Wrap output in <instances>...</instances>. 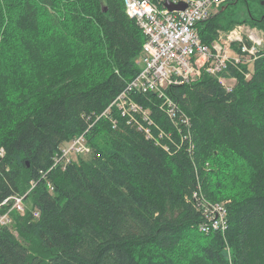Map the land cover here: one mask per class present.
I'll return each mask as SVG.
<instances>
[{
    "label": "trees",
    "instance_id": "trees-1",
    "mask_svg": "<svg viewBox=\"0 0 264 264\" xmlns=\"http://www.w3.org/2000/svg\"><path fill=\"white\" fill-rule=\"evenodd\" d=\"M237 23L264 35V0H225L195 26L209 45ZM144 40L123 0H0V203L34 184L23 213L0 204V264H264V47L228 65L229 91L204 73L167 89L180 133L156 93L131 91L156 143L110 105ZM81 133L89 152L52 167ZM202 197L224 203L225 228Z\"/></svg>",
    "mask_w": 264,
    "mask_h": 264
},
{
    "label": "built area",
    "instance_id": "built-area-1",
    "mask_svg": "<svg viewBox=\"0 0 264 264\" xmlns=\"http://www.w3.org/2000/svg\"><path fill=\"white\" fill-rule=\"evenodd\" d=\"M162 1L160 6L159 0H123L126 13L136 20L145 40L141 48L139 72L110 103L118 108L121 116L126 117L127 123L137 126L146 138L156 143L161 139L163 131L153 122L149 113L129 97V92L136 90L142 93H156L160 99L159 107L165 109L172 126L180 133V125L189 124V120L178 112L175 102L167 95V89L193 81L204 73L216 76L218 82L229 91L236 78L233 75L223 76L222 73H228L227 67L231 63L236 68L240 62L249 64L256 57V47L261 44L256 28L241 25L226 32H219L217 38L209 45L200 41L195 25L206 19L211 11L218 9L225 0H168L172 4H185L184 8L172 10L164 6L165 0ZM234 42L239 43L233 44ZM245 76L248 77V74ZM136 114L139 115V120L134 116ZM152 128L157 130L159 136L153 134ZM84 133L76 135L60 147L59 152L53 156L52 167L59 166L63 169L78 155L89 152ZM181 136L183 137L182 133ZM166 137L171 141L173 139L170 132ZM2 154L3 150L0 149V156ZM33 186L34 184H31L24 193L6 198L1 203L11 199L10 210L15 209L23 213L24 199ZM48 187L52 188L49 183ZM202 203L210 228H225L224 203L211 202L203 197ZM33 215L37 216V212ZM9 222L8 211L0 214V225ZM200 229L205 230L204 227Z\"/></svg>",
    "mask_w": 264,
    "mask_h": 264
},
{
    "label": "bare ground",
    "instance_id": "bare-ground-1",
    "mask_svg": "<svg viewBox=\"0 0 264 264\" xmlns=\"http://www.w3.org/2000/svg\"><path fill=\"white\" fill-rule=\"evenodd\" d=\"M216 10H217V9L212 10L211 13L214 12V11H216ZM211 13H210V15H211ZM210 15H209V16H210ZM209 16H208V17H209ZM208 17H207V18H208ZM207 18H206V19H207ZM203 20H205V19H203ZM201 21H202V20H201ZM201 21H199V22H201ZM238 25H241V26H244V27H248V28H252V27H250V26H246V25H244V23H237V24L234 25L232 28H234V27H236V26H238ZM232 28H230V29H228V30H220V31H218V32H217V35H216V37H215V39L217 38L219 32H226V31L231 30ZM253 28H255V27H253ZM256 29H257V28H256ZM257 30H258V34H259V36H260V38H261V44H260V46H261V45L264 43V38H263L264 35H263L262 31H260L259 29H257ZM196 33H197V31H196ZM197 35H198V33H197ZM198 37H199V36H198ZM199 39H200V37H199ZM215 39H214V40H215ZM214 40H213V41H214ZM200 41H201V40H200ZM238 43H239V42H234L233 44H238ZM259 50H261V49H258L257 51L259 52ZM260 52H261V51H260ZM256 55H257V54H256ZM253 57H254V56H253ZM138 58H139V56H138ZM256 58H257V57H256ZM252 60H253V59H252ZM252 60H251V61H252ZM240 63H241V62H240ZM240 63H239V65H240ZM246 64H247V63H246ZM232 65H233V64H232ZM238 67H239V66H238ZM228 68H229V67H228ZM233 68H234V66H233ZM138 71H139V70H138ZM237 71H239V70H237ZM241 72H242V71H241ZM137 73H138V72H137ZM230 73H231V72H230ZM229 75H230V74H229ZM231 75H232V73H231ZM226 76H228V75H226ZM221 85H222V84H221ZM135 91H136V90H135ZM133 92H134V91H133ZM139 92H140V91H139ZM129 93H130V92H129ZM149 93H150V92H149ZM132 94H133V93H132ZM141 94H142V93H141ZM154 94H155V93H154ZM169 96H170V95H169ZM172 99H173V98H172ZM133 100H134V99H133ZM134 101H135V100H134ZM173 101H174V100H173ZM136 102H138V101H136ZM139 104H140V103H139ZM158 104H159V102H158ZM176 104H177V103H176ZM141 106H142V105H141ZM177 106H178V105H177ZM114 107H115V106H113L112 108H114ZM115 108H116V107H115ZM142 108H143V107H142ZM117 109H118V108H117ZM143 109H144V108H143ZM177 109H178V108H177ZM106 114H107V113H106ZM109 115H110V114H109ZM111 115H112V114H111ZM136 117H137V116H136ZM150 118H151V117H150ZM137 119H139V118L137 117ZM112 120H113V119H112ZM115 122H116V121H115ZM136 127H137V126H136ZM24 200H25V199H24ZM12 210H13V209H12ZM8 211H10V210H8ZM24 211H25V210H24ZM203 214L205 215V213H203ZM204 218H205V217H204ZM205 221H207V220H205ZM205 221H204V222H205ZM204 222H203V223H204ZM207 223H208V222H207ZM201 226H202V225H201Z\"/></svg>",
    "mask_w": 264,
    "mask_h": 264
},
{
    "label": "rangeland",
    "instance_id": "rangeland-1",
    "mask_svg": "<svg viewBox=\"0 0 264 264\" xmlns=\"http://www.w3.org/2000/svg\"><path fill=\"white\" fill-rule=\"evenodd\" d=\"M224 4V3H223ZM232 8H235V6H232ZM237 8H238V12L236 11V13H235V15H234V17L236 18V19H241V18H244L245 17V13H244V7L242 6V4H238L237 5ZM236 25V24H235ZM244 25H246V26H249V25H247V24H245L244 23ZM253 28V27H252ZM262 47H264V43L260 46H257L256 47V49L258 50V49H260V48H262ZM221 203H222V201H220Z\"/></svg>",
    "mask_w": 264,
    "mask_h": 264
},
{
    "label": "water",
    "instance_id": "water-1",
    "mask_svg": "<svg viewBox=\"0 0 264 264\" xmlns=\"http://www.w3.org/2000/svg\"><path fill=\"white\" fill-rule=\"evenodd\" d=\"M164 6L168 9V10H172V9H179V8H184L185 7V4L184 3H182V2H179V3H177V4H172V3H170L168 0H165L164 1ZM103 9V11H106V8L105 7H103L102 8Z\"/></svg>",
    "mask_w": 264,
    "mask_h": 264
}]
</instances>
